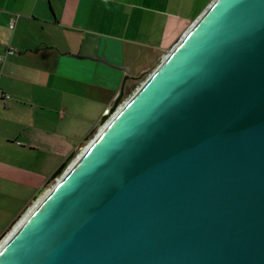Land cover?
<instances>
[{
  "label": "water",
  "instance_id": "water-1",
  "mask_svg": "<svg viewBox=\"0 0 264 264\" xmlns=\"http://www.w3.org/2000/svg\"><path fill=\"white\" fill-rule=\"evenodd\" d=\"M75 56L125 75L0 264H264V0H212L125 100Z\"/></svg>",
  "mask_w": 264,
  "mask_h": 264
},
{
  "label": "crops",
  "instance_id": "crops-1",
  "mask_svg": "<svg viewBox=\"0 0 264 264\" xmlns=\"http://www.w3.org/2000/svg\"><path fill=\"white\" fill-rule=\"evenodd\" d=\"M211 1L0 0V228L21 200L5 207L4 195L36 191L46 177L31 171L34 163H62L79 151L88 128L76 121L99 118L119 90L124 71L75 55L128 66L125 89Z\"/></svg>",
  "mask_w": 264,
  "mask_h": 264
},
{
  "label": "rangeland",
  "instance_id": "rangeland-1",
  "mask_svg": "<svg viewBox=\"0 0 264 264\" xmlns=\"http://www.w3.org/2000/svg\"><path fill=\"white\" fill-rule=\"evenodd\" d=\"M153 69L149 70L147 73H145L142 76L138 77L134 82H132V84H130V86H126L125 87L124 96H123L124 100L127 99L135 91V89L140 85V83L147 77V74L149 72H151ZM101 115L99 116V118H96V119H91L90 116L86 115V118L84 120L83 119H78L76 121L79 126H86V128H88V129H86V131L84 133H81V135L79 137V141L80 142L78 143L77 146H79L81 142H83V145H82V147H81V149L79 151L74 153V155L72 157V160L74 158H76V156H78V154L81 152V150L87 145L89 140L92 139L93 136L98 132V130H99L98 123H99V119H100ZM94 128H95V130H94ZM101 129H102V127H101ZM93 130H94L93 134L90 135ZM87 136H89L88 139H86ZM29 164L30 163H27V165H29ZM60 165H61V163H34L33 169H31V171L35 172L36 174H43V176L46 177V178L44 177L45 181L42 183V185L36 191L32 192L30 195H27V196L22 194V193H19V192L15 193L12 190L10 191V194L4 195L3 201L2 200L1 201L3 202V206H5V207L12 206L16 201H18L17 200L18 198H21V200H20V203H19L20 205H18L19 207L14 209V211H13L14 213H11L9 215V217L7 218L5 224L1 226V228H0V236L4 232H7L6 234L8 235L10 233V231L17 225L19 220L22 219L26 215V213L33 208V205L35 204L34 200H33L35 194L46 184V182L50 179L52 174L56 171V169ZM52 184H53V182L50 183V184H47V186L44 188V190L46 188L47 189L45 190V192L43 194H41V196L44 195L46 193V191L50 189ZM30 201H31V203H30ZM13 221H15V222L10 226V224ZM9 226H10V228H9ZM5 237H3V238L5 239ZM3 238H0V243L4 240Z\"/></svg>",
  "mask_w": 264,
  "mask_h": 264
},
{
  "label": "built area",
  "instance_id": "built-area-1",
  "mask_svg": "<svg viewBox=\"0 0 264 264\" xmlns=\"http://www.w3.org/2000/svg\"><path fill=\"white\" fill-rule=\"evenodd\" d=\"M16 19H17V15L10 17L9 22H8V27L10 29L14 28ZM6 53L10 55V54H13L14 51L12 49H8ZM2 59H3V56H0V60ZM4 97L8 98L9 96L7 94H4Z\"/></svg>",
  "mask_w": 264,
  "mask_h": 264
},
{
  "label": "bare ground",
  "instance_id": "bare-ground-1",
  "mask_svg": "<svg viewBox=\"0 0 264 264\" xmlns=\"http://www.w3.org/2000/svg\"><path fill=\"white\" fill-rule=\"evenodd\" d=\"M101 127H103V126H99V129H101ZM46 189H47V188H46ZM46 189H45V190H46ZM45 190H44V192H45ZM44 192H42V194H43ZM40 198H41V195H40ZM37 201H38V200H35V201H34L35 204L33 205V208H34L35 205L37 204ZM33 208H32V209H33ZM32 209H31V210H32ZM31 210H29V211L26 213V215H25L22 219L19 220V222L17 223V225H16V226L10 231V233L8 232L9 234L5 237V239L3 238L4 240L2 239L3 241L0 243V245L3 244V242L7 239V237H8V236H9V235H10V234H11V233H12V232L18 227V225L20 224V222H21V221H22V220H23V219H24V218L30 213Z\"/></svg>",
  "mask_w": 264,
  "mask_h": 264
}]
</instances>
